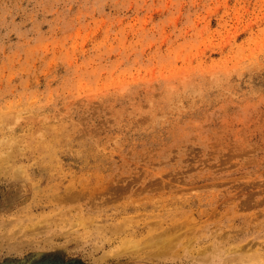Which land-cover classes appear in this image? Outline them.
Listing matches in <instances>:
<instances>
[{"label": "rangeland", "instance_id": "374dc122", "mask_svg": "<svg viewBox=\"0 0 264 264\" xmlns=\"http://www.w3.org/2000/svg\"><path fill=\"white\" fill-rule=\"evenodd\" d=\"M0 140V264H264V0H0Z\"/></svg>", "mask_w": 264, "mask_h": 264}, {"label": "bare ground", "instance_id": "6f19581e", "mask_svg": "<svg viewBox=\"0 0 264 264\" xmlns=\"http://www.w3.org/2000/svg\"><path fill=\"white\" fill-rule=\"evenodd\" d=\"M6 140H7V139H6ZM0 141H1V140H0ZM4 141H5V140H4ZM15 141H16V140H15ZM0 143H1V142H0ZM4 143H6V141H5ZM7 143H8V142H7ZM7 143H6V144H7ZM3 148H4V147H3ZM10 153H11V152H10ZM6 160H7V159H6ZM4 164H5V163H4ZM4 164H3V165H4Z\"/></svg>", "mask_w": 264, "mask_h": 264}]
</instances>
